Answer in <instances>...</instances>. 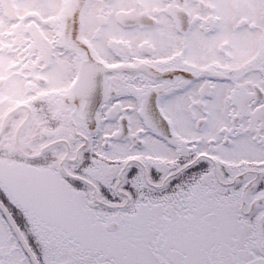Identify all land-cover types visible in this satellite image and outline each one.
Here are the masks:
<instances>
[{"label":"snow or ice","instance_id":"6c2138e0","mask_svg":"<svg viewBox=\"0 0 264 264\" xmlns=\"http://www.w3.org/2000/svg\"><path fill=\"white\" fill-rule=\"evenodd\" d=\"M27 6L0 74L64 149L0 163V264H264V0H118L102 36L70 0Z\"/></svg>","mask_w":264,"mask_h":264},{"label":"flooded vegetation","instance_id":"af4514ba","mask_svg":"<svg viewBox=\"0 0 264 264\" xmlns=\"http://www.w3.org/2000/svg\"><path fill=\"white\" fill-rule=\"evenodd\" d=\"M62 4L63 0H56ZM118 0H70L71 7H77L85 13L88 21L89 35H103L106 31L117 26H123L115 12L105 19V14L110 12L104 5L117 3ZM95 8L91 18L87 15L90 9ZM27 0H0V23L5 31H16L19 18L28 14ZM145 12L142 16L137 15L129 21V25L138 28L154 27L153 21ZM69 31L72 30L71 12L67 20ZM246 32V29L244 30ZM258 35H242V47L256 49L258 47ZM137 51H148L147 47L136 46ZM5 64L15 58V53L4 51ZM237 82L243 84V74H237ZM33 100L32 86L25 83L23 78L17 79L14 73L5 69L0 74V163L13 165V175L20 177L23 169L38 161L33 159L38 154H61L64 145L56 143L62 140L57 135V121L51 110V102L46 98ZM43 158V156H42ZM57 167H60L57 161Z\"/></svg>","mask_w":264,"mask_h":264}]
</instances>
